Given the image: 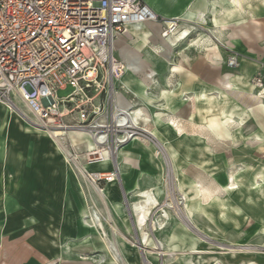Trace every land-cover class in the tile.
I'll list each match as a JSON object with an SVG mask.
<instances>
[{"label": "crops", "instance_id": "crops-1", "mask_svg": "<svg viewBox=\"0 0 264 264\" xmlns=\"http://www.w3.org/2000/svg\"><path fill=\"white\" fill-rule=\"evenodd\" d=\"M144 1L159 16L180 17L200 25L199 15L207 25L208 14H214L213 22H227L224 28L218 26L219 34H226L224 44L238 54L239 67H228L213 36L201 33L192 39L190 34L183 41L173 39L176 45L167 59L157 51L162 45L158 33L147 24L141 25L146 29L144 33H131L121 40L122 50L138 40L135 45L139 51L122 54L136 60L143 69L155 70L157 83L148 88L134 71L128 70L117 81V87L125 85L130 90L123 89L126 97L148 110V127L164 146H172L176 174L184 175L183 190L193 195L188 177L193 160L191 146H232L236 135L250 137L246 140L248 146L263 143L255 134L264 133V86L256 95L250 80L258 72L264 75V19L254 17L252 11L264 7V0ZM227 7H235L237 12L230 16ZM226 74L245 91L239 97L215 87L223 86ZM211 91L228 99L234 115L215 116L209 107L198 105L200 95ZM191 96L197 98L196 114ZM245 111L251 112L241 119ZM18 116L0 102V264H142L140 250L129 239L135 237V226L139 220L138 226H142L147 214L148 207L145 211L134 209L135 205H147L141 193L150 191L159 202L164 198L163 165L155 155V147L140 140L129 142L118 155L121 182L96 186L68 168L64 154L50 136L26 127ZM172 118L185 127L182 133L168 124ZM193 123L207 126L222 142H208L204 138L208 131L203 128L199 130L205 134L195 137ZM72 136L79 146L91 145L84 133L74 132ZM89 166L90 172L113 169L110 161ZM83 182L91 186L88 193ZM127 202L134 206L129 207ZM91 205L100 211L108 239L85 224L84 215ZM139 232L142 236L145 233ZM189 234L188 228L173 216L165 228L155 231L170 251L173 243H189ZM149 257L156 260L152 254Z\"/></svg>", "mask_w": 264, "mask_h": 264}, {"label": "built area", "instance_id": "built-area-1", "mask_svg": "<svg viewBox=\"0 0 264 264\" xmlns=\"http://www.w3.org/2000/svg\"><path fill=\"white\" fill-rule=\"evenodd\" d=\"M198 18L202 23L203 15ZM189 23L180 17L156 15L144 0H0V102L13 106L23 120L50 132L59 142L68 138L71 146H79L72 134H86L93 146L84 155L86 163L110 161L113 165L111 171L85 170L82 175L92 185L121 182L118 155L133 140L152 144L166 166L163 200L155 201L150 191L141 193L147 214L142 226H135V237L129 239L140 250L142 264H163L172 256L155 231L165 228L172 216L193 229L194 214L188 212L189 194L181 190L168 152L148 127V110L126 97L124 90H130L125 85L117 87L128 70L148 88L157 83L155 70H134L138 62L122 54L121 40L128 39L131 25H150L162 43L157 51L170 59L176 45L171 36L187 32L181 41L188 39ZM227 65L238 67L235 54L228 57ZM68 86L73 90L59 97L58 91ZM17 102L32 115L30 119ZM84 221L108 239L95 205Z\"/></svg>", "mask_w": 264, "mask_h": 264}, {"label": "rangeland", "instance_id": "rangeland-1", "mask_svg": "<svg viewBox=\"0 0 264 264\" xmlns=\"http://www.w3.org/2000/svg\"><path fill=\"white\" fill-rule=\"evenodd\" d=\"M235 10V7L226 8L230 16L236 13ZM252 11L254 17L264 19V7H257ZM213 18L214 14H208L207 25L190 22L188 25L192 32L191 39L201 33H207L213 36L212 41L214 40L220 47L224 55L225 64L227 65L228 57L231 54H235L238 58V54L231 50L230 46L228 47L226 45L227 43L224 44L226 34H219L218 26L221 27L227 22H221L217 19L213 22ZM198 21L200 22L199 18ZM138 37L142 43V36L138 35ZM128 44L126 46L132 48V44ZM213 55L211 53L210 57ZM250 83L252 85L251 89L254 88L251 91L258 95L259 93L257 91L264 86V75L262 72H258L250 80ZM236 89V91L224 90L223 92L228 94L233 93L232 95L237 97H239V93L245 92L244 90ZM199 104L209 107V112L215 116L230 117L234 115L233 107L230 106L231 104L228 99L217 91H211L204 96L200 95L198 99ZM17 105L29 119L32 117L22 103L17 102ZM250 112L245 111L241 115V119L245 115L248 116ZM18 118L26 127L40 131L26 122L27 120L25 121L19 116ZM239 121L245 120L239 119ZM212 134L206 132L204 138H207L206 140L210 143L214 141L222 142L216 134H213L214 136ZM255 135L263 142L258 146L246 145V140L250 137H242L240 135H236V142L232 146H191L193 149V160L188 177L191 179L190 185L193 187L194 194H196L195 186L197 183H203L213 187L221 184L227 185L228 182H233L232 180L234 179L231 176L233 173L235 174L234 181L239 187L233 190L220 188L215 194L216 198L209 205H201L200 200H192L194 194L189 195L188 206L193 211L194 216L192 221L195 226L192 227L193 229L187 227L190 232L187 239L189 243L184 242L183 245L177 243L171 244L172 250L165 249V251L174 254L167 257L163 264H176L174 263L176 258H180L184 264H189L188 261L192 259L189 251L193 248V245H197L201 249L209 248L214 251L215 253H212V255H216L220 263L239 264L237 262L238 259L233 260L231 258L237 256L239 259H253L259 264H264V133L259 132V134L256 133ZM59 143L60 145L62 144V148L65 151L67 150L72 155V170L78 175L83 174L76 165L80 167L86 163L84 155L88 146H71L70 141L66 138L60 139ZM92 147L90 146V148ZM164 148L168 152L170 159H172V146H164ZM155 155H157V152ZM162 165L164 177L166 166L163 163ZM83 167L86 170L90 168L89 165ZM173 168L175 170L174 164ZM176 175L181 186L180 188L183 190L184 188L181 183L184 182V175ZM83 186L87 193L91 190V186L87 183L83 182ZM176 219L181 222L178 218ZM251 220H253V223H250ZM51 264L56 263L53 262Z\"/></svg>", "mask_w": 264, "mask_h": 264}, {"label": "bare ground", "instance_id": "bare-ground-1", "mask_svg": "<svg viewBox=\"0 0 264 264\" xmlns=\"http://www.w3.org/2000/svg\"><path fill=\"white\" fill-rule=\"evenodd\" d=\"M151 8V7H150ZM152 9V8H151ZM152 11L156 14V12L152 9ZM231 12V11H230ZM235 12H237V10H235ZM229 13V12H228ZM157 15V14H156ZM185 18V17H184ZM228 24H223L221 27H225L227 26ZM220 27V26H219ZM146 29L143 28V26L141 25H131L128 29V35L129 36L131 33H144ZM187 32L184 33V34H181V31H179L178 33L174 34L173 36H171V39L173 40V38H175V40L180 41L182 38H184L186 36ZM131 40V39H130ZM138 42L137 39H134L132 40L131 44H132V48L131 47H127L125 46L123 48L122 51L124 52H127V51H133V50H136V51H139L138 48L136 47V43ZM137 67V68H136ZM136 71L138 69H141L142 67L141 66H136ZM177 71V70H176ZM226 77L228 79H226V81L223 83V86H215L219 91H224V90H231V91H236L237 87H236V83H234L232 80H231V77L229 74H226ZM239 92V91H238ZM233 94V93H232ZM235 96V95H234ZM192 98V96H191ZM190 98V99H191ZM3 104L5 105V107L11 111L12 113H15L17 115H19L20 117L21 114H19V112L17 110H15V108L5 102H3ZM192 108H193V114H196L198 112V108H197V98L195 96H193L192 98ZM164 119V118H163ZM166 120V119H165ZM169 120V119H168ZM167 121V120H166ZM169 125H171L173 128L174 126H176L177 130L179 132H183L185 127L181 124V122L177 119H173L172 118V122L168 123ZM151 125V124H149ZM200 128H203L204 130H207L208 131V134H212L213 132L205 125H198L196 123H193V135L194 136H200L202 137L203 134H205L204 132L200 131L199 129ZM40 130L41 132H43L44 134H47L48 136H50L53 141L56 143L58 149L64 154V158H65V162L68 166L69 169H72L73 165H72V161H73V158H72V155L66 150H64L62 148V145H60L59 143V140L56 139L54 137V135H52L50 132L48 131H45V130H42V129H38ZM186 131V130H185ZM187 132V131H186ZM215 134V133H213ZM212 134V135H213ZM214 136V135H213ZM205 137V135H204ZM214 138V137H213ZM207 139V138H206ZM53 143V142H52ZM93 148V147H92ZM127 157V156H126ZM126 160V159H125ZM171 162H172V165H173V157L172 159H170ZM106 162L104 163H101V165L105 164ZM89 165V164H88ZM76 167L82 172V173H85V170L86 168L83 167V166H77ZM232 179L235 180V174L233 173L232 175ZM232 180L233 182H228L227 185H218L216 187H213V186H210V185H205L203 183H197L196 186H195V189H196V194L193 195L192 197V200H200V203L201 205L203 204H209L215 197V194L217 193V191H219L220 188L224 189V188H227V189H230V190H233V189H237L239 186L237 185V183ZM211 182V181H210ZM221 192V191H220ZM136 211H145L147 209L148 206H146L145 204L139 206V205H136ZM142 213V212H141ZM189 213L193 214V211L190 209L189 210ZM140 214V213H139ZM144 215V214H143ZM137 216V215H136ZM142 216V214H141ZM138 218V217H137ZM140 218V217H139ZM142 218V217H141ZM140 218V219H141ZM144 219V218H143ZM138 221V220H137ZM139 223H140V220H139ZM138 223V224H139ZM141 224V223H140ZM144 235V233H142ZM69 247V246H68ZM70 248V247H69ZM189 253L192 255V259H190L189 264H217L219 263L218 261V257L216 255H212V253H215L214 251L210 250L209 248H206V249H201L200 247H198L197 245H193V248L189 251ZM233 260H237V262H239V264H259L257 263L256 261H254L253 259H239V257L237 256H233L231 257ZM174 263L176 264H184L183 261L180 259V258H176V260L174 261Z\"/></svg>", "mask_w": 264, "mask_h": 264}, {"label": "water", "instance_id": "water-1", "mask_svg": "<svg viewBox=\"0 0 264 264\" xmlns=\"http://www.w3.org/2000/svg\"><path fill=\"white\" fill-rule=\"evenodd\" d=\"M72 90H73V87H72V86H68V87H67L66 89H64V90H59V91H58V96H59V97L66 96V95H68Z\"/></svg>", "mask_w": 264, "mask_h": 264}]
</instances>
